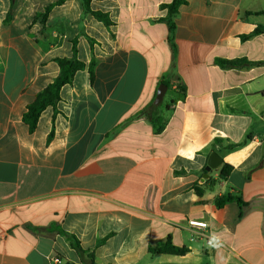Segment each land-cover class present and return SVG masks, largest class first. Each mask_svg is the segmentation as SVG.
<instances>
[{"label":"crops","instance_id":"1","mask_svg":"<svg viewBox=\"0 0 264 264\" xmlns=\"http://www.w3.org/2000/svg\"><path fill=\"white\" fill-rule=\"evenodd\" d=\"M57 1L16 0L5 23L0 0V264H264V64L216 62H264V33L241 38L264 26V0H186L173 33L159 21L173 0H93L114 37L80 0L34 20ZM76 38L93 74L77 71L31 131L23 114ZM163 79L187 94L167 89L178 100L157 133L139 113ZM212 152L223 163L206 176ZM228 193L246 205L217 209ZM168 236L189 253H149Z\"/></svg>","mask_w":264,"mask_h":264},{"label":"trees","instance_id":"2","mask_svg":"<svg viewBox=\"0 0 264 264\" xmlns=\"http://www.w3.org/2000/svg\"><path fill=\"white\" fill-rule=\"evenodd\" d=\"M80 1L82 4L83 13L103 23L104 26L111 32V35L114 37L111 30L112 26L114 25V22L111 19L109 13L93 10L91 8V2L93 0H80ZM10 2H11V6L8 15L5 19V23H8L12 18L16 0H10ZM64 2L65 0H58L57 2L50 4L45 8L44 12L37 13L34 17V20L36 21L38 19H41L42 23L46 25L47 19L51 11L55 7L62 5ZM185 4H186V0H173V2L167 6L168 8L167 17L159 19V21L167 22L170 31L172 33L175 31L176 28L175 18L179 13L180 8ZM261 33H264V26H258L250 34L243 35L241 38L246 40ZM87 38L93 48L96 43V40H94L90 36H87ZM77 43H78V38L73 40L72 57L58 58L55 60L60 67L59 75L44 90L40 91L37 94L35 100L27 106V109L23 114V121L29 126L31 131H34L37 128L39 119L43 111H45L48 107H53L54 110L57 109V105L61 100V89L63 88V86L71 83L77 71L84 70L87 68L89 72L93 74V67L95 64L94 58L92 59L89 65L79 60ZM216 62L222 68H227V69L245 68V67H252V66L264 64V62H253L247 59L226 60V59L218 58L216 59ZM162 84L167 86L169 92H175L178 95V97L181 98L186 97L187 89L184 84L177 83L173 85L170 82H168L166 79H163L161 81V85ZM155 98L149 105H147L139 113V117L146 118L153 125L155 132L160 133L164 130L165 126L167 125L171 109L173 105L177 102L178 98L176 96L175 97L168 96L167 99H165L158 105L155 104ZM52 136H53V131L49 135V140ZM233 147H235L234 144L228 145L229 149H232ZM214 151H216V149H214ZM232 169L233 167L231 165L224 163L220 171V179L227 180ZM199 194L202 193L199 192ZM230 203H235L240 208H243L246 205V202L242 199V197L235 196L231 193L222 195L221 197L217 198L215 201V205L217 209H222L225 205ZM77 249L82 250L80 246H77ZM148 251L152 255L171 254V255L183 256L189 253V249L187 247H179L174 245L171 236H168L165 240L159 241L154 245H150ZM89 257L91 259L90 264H95L93 253H91Z\"/></svg>","mask_w":264,"mask_h":264},{"label":"water","instance_id":"3","mask_svg":"<svg viewBox=\"0 0 264 264\" xmlns=\"http://www.w3.org/2000/svg\"><path fill=\"white\" fill-rule=\"evenodd\" d=\"M166 91H167V86L164 84L160 85L157 91L156 98H155V104L158 105L163 101ZM222 163H223V159L216 152H212L208 158V162L205 167V171H206L205 175L208 176V174L212 170L219 168V166Z\"/></svg>","mask_w":264,"mask_h":264},{"label":"built area","instance_id":"4","mask_svg":"<svg viewBox=\"0 0 264 264\" xmlns=\"http://www.w3.org/2000/svg\"><path fill=\"white\" fill-rule=\"evenodd\" d=\"M198 227H201V228H207V224H205V223H198V224H196ZM203 236H205V234L203 233L202 234ZM207 244L208 245H212L213 244V239L209 236L208 238H207Z\"/></svg>","mask_w":264,"mask_h":264}]
</instances>
